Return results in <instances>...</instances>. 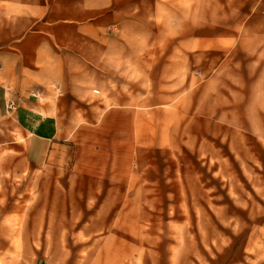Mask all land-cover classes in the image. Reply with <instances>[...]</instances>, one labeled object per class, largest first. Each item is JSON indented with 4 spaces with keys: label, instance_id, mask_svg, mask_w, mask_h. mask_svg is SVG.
Wrapping results in <instances>:
<instances>
[{
    "label": "rangeland",
    "instance_id": "374dc122",
    "mask_svg": "<svg viewBox=\"0 0 264 264\" xmlns=\"http://www.w3.org/2000/svg\"><path fill=\"white\" fill-rule=\"evenodd\" d=\"M16 53L82 77L0 82V264H264V0H0Z\"/></svg>",
    "mask_w": 264,
    "mask_h": 264
},
{
    "label": "crops",
    "instance_id": "0c3cea01",
    "mask_svg": "<svg viewBox=\"0 0 264 264\" xmlns=\"http://www.w3.org/2000/svg\"><path fill=\"white\" fill-rule=\"evenodd\" d=\"M82 31L89 34L91 37L95 38V40H98L97 30L92 25L87 27H82ZM24 37L23 40L18 41L17 46L20 44L21 48H26L28 46L29 40ZM19 53V51H18ZM18 53H16V56L13 59V62L11 63L12 69L2 73V76L0 77V82L2 80H6L9 85H5L9 91H5L3 94L4 101L8 99L12 103L17 102L18 106L15 108H19L20 110H27L31 112H35L39 114V111L46 112L47 109H52L53 111L60 112L64 111L65 105L64 102L61 100L62 97H58L54 103L49 102L48 100H51V97H53V90L50 88L51 86L58 87L59 91H63V97L66 95H74L76 92L77 86L75 85L78 80L82 77V74L73 73V72H66V71H59L58 74H55L54 79H45L42 80L40 77L34 76V73L42 74L41 72H35L31 69L32 66L28 65L27 63L30 62L35 66V64L38 62V59H35V57H31L30 54H27L24 60V57H18ZM31 57V58H30ZM69 74V78H67V75ZM74 76V81H72L71 77ZM42 80L41 83H39L37 80ZM41 84V85H39ZM1 86V83H0ZM33 89H39V96L38 98L42 101L32 99L29 97V90ZM62 94V93H61ZM7 98V99H6ZM23 103L25 105H23ZM41 103V104H40ZM21 112V111H20ZM34 117V115H32ZM36 118V117H35ZM39 117H37L38 119ZM42 118V117H41ZM43 119V118H42ZM97 133V130H96ZM112 142V147H113ZM263 143L255 144L254 145V155L257 161H259V153L260 150L263 149V160H264V144ZM259 150V152H258ZM91 161V168L85 169L83 166L81 167L80 172L82 175L89 179H95L99 177V172L97 169H94L95 163L93 158H90ZM93 165V166H92ZM259 175V172H258ZM260 187L263 188L264 184H262L260 180Z\"/></svg>",
    "mask_w": 264,
    "mask_h": 264
}]
</instances>
